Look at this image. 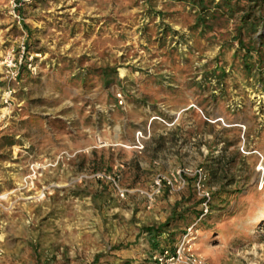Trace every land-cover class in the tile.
<instances>
[{
	"label": "rangeland",
	"instance_id": "obj_1",
	"mask_svg": "<svg viewBox=\"0 0 264 264\" xmlns=\"http://www.w3.org/2000/svg\"><path fill=\"white\" fill-rule=\"evenodd\" d=\"M15 1L19 17L0 0V264H155L193 222L209 263L264 264V93L231 25L200 34L174 0ZM177 170L184 186L148 207L140 191Z\"/></svg>",
	"mask_w": 264,
	"mask_h": 264
},
{
	"label": "trees",
	"instance_id": "obj_2",
	"mask_svg": "<svg viewBox=\"0 0 264 264\" xmlns=\"http://www.w3.org/2000/svg\"><path fill=\"white\" fill-rule=\"evenodd\" d=\"M174 1H182L188 4L191 10H194L193 28L199 29L200 34H215L217 28L231 25L227 27L231 36L227 47L236 42L233 58H237L245 75L253 77L260 84V89L264 93V0ZM221 20L223 25H221ZM101 75L105 85L113 82L116 78V72L113 69H105ZM227 76L224 65L219 64L217 61L214 63V67L205 73V78H213L216 85L222 84ZM175 218V214H171L166 223L157 227H147L144 230L152 238H156L165 232V226ZM181 219L184 221V218Z\"/></svg>",
	"mask_w": 264,
	"mask_h": 264
},
{
	"label": "built area",
	"instance_id": "obj_3",
	"mask_svg": "<svg viewBox=\"0 0 264 264\" xmlns=\"http://www.w3.org/2000/svg\"><path fill=\"white\" fill-rule=\"evenodd\" d=\"M24 1H30V0H24ZM11 7H12V13L14 16L19 17L15 13V7L17 6V3L15 0H10ZM6 65L8 67L15 66V63L11 58H6ZM17 76V72L13 73V77L15 78ZM12 90L10 88H7L4 91L3 95V101L7 103V100L9 96L11 95ZM36 169L38 167H35ZM35 169H32V175L35 173ZM182 171L177 170L175 173L171 174V177L169 176H157L151 183L150 188L148 190H142L140 193L145 197L148 207L152 204L155 197H157L161 192L164 185H166L170 189L178 190L185 184V179L182 176ZM199 175V178L202 175V169H198L196 171ZM32 175H29L27 178H29L30 182H32ZM105 175L97 174V177H104ZM110 178L109 176H107ZM113 182L116 186V190L118 192V195L123 198L125 197V194L127 192L126 189L119 187L115 180L113 179ZM201 180L197 182V189L200 192V196L202 198V206H203V214L207 212L208 209V201L210 198L209 192L202 188L201 186ZM196 233H197V227L196 222L190 223L186 225L183 228V232L181 233L178 240L172 245V246H164L152 254V260L155 264H211L209 263L203 256L195 252L194 245H195V239H196Z\"/></svg>",
	"mask_w": 264,
	"mask_h": 264
},
{
	"label": "crops",
	"instance_id": "obj_4",
	"mask_svg": "<svg viewBox=\"0 0 264 264\" xmlns=\"http://www.w3.org/2000/svg\"><path fill=\"white\" fill-rule=\"evenodd\" d=\"M157 238V237H156ZM155 239V238H154Z\"/></svg>",
	"mask_w": 264,
	"mask_h": 264
}]
</instances>
